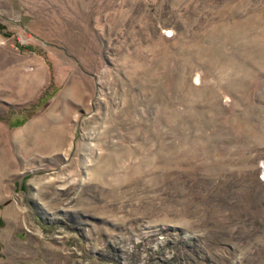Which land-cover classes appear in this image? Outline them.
Segmentation results:
<instances>
[{"label": "rangeland", "instance_id": "rangeland-1", "mask_svg": "<svg viewBox=\"0 0 264 264\" xmlns=\"http://www.w3.org/2000/svg\"><path fill=\"white\" fill-rule=\"evenodd\" d=\"M0 264H264V0H0Z\"/></svg>", "mask_w": 264, "mask_h": 264}]
</instances>
